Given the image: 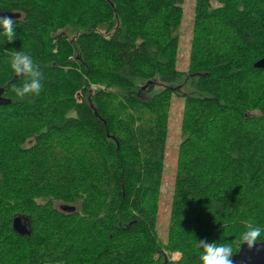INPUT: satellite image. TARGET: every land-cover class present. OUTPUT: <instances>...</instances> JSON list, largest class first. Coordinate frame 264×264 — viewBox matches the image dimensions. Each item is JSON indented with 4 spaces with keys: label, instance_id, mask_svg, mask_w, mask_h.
Listing matches in <instances>:
<instances>
[{
    "label": "trees",
    "instance_id": "1",
    "mask_svg": "<svg viewBox=\"0 0 264 264\" xmlns=\"http://www.w3.org/2000/svg\"><path fill=\"white\" fill-rule=\"evenodd\" d=\"M184 2L0 0V14H20L14 41L0 34V87L11 99L0 105V264H200L197 241L236 253L246 221L264 228V69L254 66L264 0H196L180 71ZM15 50L43 72L39 96L11 91L22 83L9 65ZM174 95L186 102L184 141L163 241ZM17 215L29 235L14 230Z\"/></svg>",
    "mask_w": 264,
    "mask_h": 264
},
{
    "label": "rangeland",
    "instance_id": "2",
    "mask_svg": "<svg viewBox=\"0 0 264 264\" xmlns=\"http://www.w3.org/2000/svg\"><path fill=\"white\" fill-rule=\"evenodd\" d=\"M196 0H185L183 4L182 23L177 33L179 35L178 61L177 67L180 71H187L190 63L192 36H193V18L194 6ZM160 83V82H159ZM156 89L162 87L157 84ZM176 89L182 88L180 92L184 93L185 87L179 84L174 86ZM186 92H190L189 90ZM79 92L77 95L79 96ZM77 96V97H78ZM186 111V102L184 97L174 95L171 101L169 116V132L167 136L166 153L164 160V176L161 190L159 192V201L157 208V226L158 234L163 241H167L169 232L170 213L172 205V195L174 192V182L176 170L178 167V155L181 144L184 141L182 130L184 116ZM60 205V202L57 203ZM170 257L173 260H179L182 257L181 251H171Z\"/></svg>",
    "mask_w": 264,
    "mask_h": 264
},
{
    "label": "clouds",
    "instance_id": "3",
    "mask_svg": "<svg viewBox=\"0 0 264 264\" xmlns=\"http://www.w3.org/2000/svg\"><path fill=\"white\" fill-rule=\"evenodd\" d=\"M16 20L11 16H0V28L5 41H14L17 33L15 31ZM9 65L11 71L17 77H22V83L17 86L13 84L11 91L19 100L39 96L43 89L44 74L39 65L34 62L30 54L22 51H12L9 54ZM244 231L235 241V247L247 246L248 249L256 248L258 243H264V228L253 222L244 223ZM197 248L201 250L199 255L200 264H233L235 248L233 243L208 242L206 239L197 241Z\"/></svg>",
    "mask_w": 264,
    "mask_h": 264
},
{
    "label": "water",
    "instance_id": "4",
    "mask_svg": "<svg viewBox=\"0 0 264 264\" xmlns=\"http://www.w3.org/2000/svg\"><path fill=\"white\" fill-rule=\"evenodd\" d=\"M19 13L2 12L1 16H11L12 18L19 17ZM255 67L264 69V57L257 60ZM3 88H0V104L9 102L2 96ZM63 210L73 211L74 206L62 205ZM28 217L24 215H17L13 219L14 230L22 235H29L31 233L30 223ZM233 264H264V243H258L256 248L248 249L247 246H242L233 256Z\"/></svg>",
    "mask_w": 264,
    "mask_h": 264
},
{
    "label": "bare ground",
    "instance_id": "5",
    "mask_svg": "<svg viewBox=\"0 0 264 264\" xmlns=\"http://www.w3.org/2000/svg\"><path fill=\"white\" fill-rule=\"evenodd\" d=\"M0 15H1V14H0ZM0 88H3L2 96H3L5 99H9V102H8V103L0 104V105L10 104V103H11V99L4 95V87H0ZM27 220H28V219H27ZM28 222H29V221H28ZM239 249H240V248H239ZM239 249H238V250H239Z\"/></svg>",
    "mask_w": 264,
    "mask_h": 264
}]
</instances>
